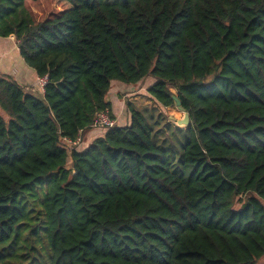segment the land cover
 <instances>
[{"label":"trees","instance_id":"obj_1","mask_svg":"<svg viewBox=\"0 0 264 264\" xmlns=\"http://www.w3.org/2000/svg\"><path fill=\"white\" fill-rule=\"evenodd\" d=\"M11 36L47 84L0 75V264H258L264 0H0ZM151 77L190 117L181 174L130 102L127 125L65 142L114 118L113 82Z\"/></svg>","mask_w":264,"mask_h":264},{"label":"rangeland","instance_id":"obj_2","mask_svg":"<svg viewBox=\"0 0 264 264\" xmlns=\"http://www.w3.org/2000/svg\"><path fill=\"white\" fill-rule=\"evenodd\" d=\"M59 11L60 8L58 6L52 3H47L41 6L38 13V17L40 19H43L49 16L50 14L57 13ZM11 43H13V49L16 50L14 45V43H17L16 39H11ZM3 44H5V42H3ZM155 83L156 80L152 77L136 85H125L120 82H113V84L118 85L113 86L111 88L110 94L112 96H118L120 102H122L124 105L121 110V116H119V121L117 122V125L125 126L129 123L130 119L127 111V102H130L134 105L133 107L139 111L142 118L147 122V124L151 128L154 143L159 148L174 149L176 154V170L179 174H181V160L184 148L189 140V134L185 130L187 126L179 125L178 122L184 119L185 114L180 111L176 106L164 109L158 103L151 99L148 94V89ZM108 98H110V95ZM113 102L115 106V112H117L118 114L122 103H120L121 105H119L118 101L114 98ZM0 113L2 112L0 111ZM80 149L82 150V147ZM39 196L40 193L38 192L36 196L38 200ZM28 209H31V205L28 206ZM33 215L35 216V212L33 213ZM258 264H264V256L259 260Z\"/></svg>","mask_w":264,"mask_h":264},{"label":"crops","instance_id":"obj_3","mask_svg":"<svg viewBox=\"0 0 264 264\" xmlns=\"http://www.w3.org/2000/svg\"><path fill=\"white\" fill-rule=\"evenodd\" d=\"M13 38L15 39V37L13 36L7 39L0 38V75H11L23 87H26L30 91L41 93L40 87L38 85L39 78L37 74L34 70L29 68L24 63L23 59L20 57L17 43H14L16 50L13 49V43H11V39ZM3 42H5V44H3ZM116 85L118 84H113L112 87ZM111 96L112 95L110 94L109 100L112 102V113L114 119L118 122L119 116H121V110L124 105L122 102H120L118 96ZM113 98L118 101L119 105H121L120 103H122L118 114L117 112H115ZM105 134L106 132L104 130L93 128L90 131L85 132L83 134V141L82 144L79 146V149L81 147L82 149H86L88 145L91 144L95 139L103 137Z\"/></svg>","mask_w":264,"mask_h":264},{"label":"built area","instance_id":"obj_4","mask_svg":"<svg viewBox=\"0 0 264 264\" xmlns=\"http://www.w3.org/2000/svg\"><path fill=\"white\" fill-rule=\"evenodd\" d=\"M47 84V78H39L38 79V85L40 87L41 93H44V88ZM117 126V121L110 115L109 111H102L97 113L92 128L93 129H102V130H110L114 127ZM84 132L80 131L79 132V137L77 141H70V140H65L67 144L71 145H80L82 143V136Z\"/></svg>","mask_w":264,"mask_h":264},{"label":"water","instance_id":"obj_5","mask_svg":"<svg viewBox=\"0 0 264 264\" xmlns=\"http://www.w3.org/2000/svg\"><path fill=\"white\" fill-rule=\"evenodd\" d=\"M108 100H109V98H108ZM174 100L176 102V107L185 114L184 119L181 120V121H179L178 124L179 125H186V126H188L190 124V117H189V115L183 110V108L181 106V102L179 101V99H177L175 97Z\"/></svg>","mask_w":264,"mask_h":264}]
</instances>
